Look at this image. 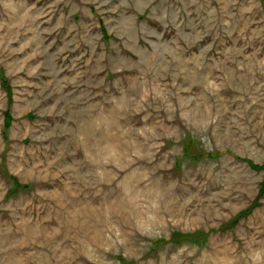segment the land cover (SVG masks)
Instances as JSON below:
<instances>
[{"label": "rangeland", "instance_id": "obj_1", "mask_svg": "<svg viewBox=\"0 0 264 264\" xmlns=\"http://www.w3.org/2000/svg\"><path fill=\"white\" fill-rule=\"evenodd\" d=\"M253 165L264 0H0V264H264Z\"/></svg>", "mask_w": 264, "mask_h": 264}, {"label": "trees", "instance_id": "obj_2", "mask_svg": "<svg viewBox=\"0 0 264 264\" xmlns=\"http://www.w3.org/2000/svg\"><path fill=\"white\" fill-rule=\"evenodd\" d=\"M1 86H2L3 90L7 93L8 103L11 104V91H10V88H9V85H8L7 81H6L4 78L1 79ZM4 120H5V122H4L5 126H4V127L7 129V128L10 127L11 122H12V118H11V114H10L9 109H7V110L4 112ZM5 135H6V133L4 132V133H3V136H5ZM186 152H187V149H186ZM213 157H214V156H212L211 158H213ZM251 168L254 169V170H256V171H263V172H264V167H257V166H254V165H253ZM10 179H11V181H13V187H12V188H13L14 190L11 191V194H12V195L18 193V192H17L18 189H21V190H23V191H26V190L29 189L28 186H22V185H20L19 183H17V181H16L15 179H13V178H10ZM260 193L264 195V182H263V184H262V186H261ZM247 214H248V211H246L245 213H242V214L237 218L236 221H239L242 217H244V216L247 215ZM234 224H235V222H234ZM231 225H232V224H231ZM230 227H231V226H230ZM193 237L195 238L194 235H193ZM182 239L187 240V239H190V237H189V235H188V236H182ZM120 260H121L122 262H124L123 259H120Z\"/></svg>", "mask_w": 264, "mask_h": 264}]
</instances>
